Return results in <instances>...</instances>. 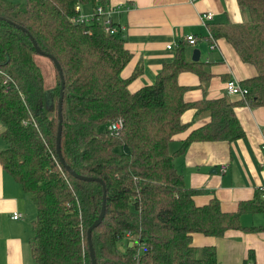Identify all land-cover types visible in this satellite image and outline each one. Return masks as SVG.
<instances>
[{
	"label": "trees",
	"instance_id": "1",
	"mask_svg": "<svg viewBox=\"0 0 264 264\" xmlns=\"http://www.w3.org/2000/svg\"><path fill=\"white\" fill-rule=\"evenodd\" d=\"M108 3L0 0V121L6 141L0 162L35 205L33 258L37 264H93L88 229L101 214L104 188L99 181L76 177V171L99 177L106 185V214L92 230L97 264H217L215 245L195 246L193 235L264 230L241 221L244 214H264V187L234 211L224 210L216 196L198 205L195 196L204 190L187 184L175 157L194 141L243 138L246 132L235 107L241 102L264 106V0H238L248 11L249 23L211 28L215 38H226L244 62L257 68L255 76L242 82L249 89L246 98L193 102L185 99L190 86L179 77L192 72L206 83L213 76L211 64L193 61L190 43L182 42L155 83L133 90L131 84L145 66L141 60L128 78L122 77L133 57L122 30L109 34L97 20L76 21L81 15L77 6L90 5L94 12ZM31 36L53 63L55 83L50 88ZM48 54L57 58L65 79L64 161L57 151L61 76ZM190 108L209 112L210 121L190 129L182 121ZM117 117L125 122L115 134L108 124ZM186 131L172 152L171 142ZM255 260L250 250L244 264Z\"/></svg>",
	"mask_w": 264,
	"mask_h": 264
},
{
	"label": "crops",
	"instance_id": "2",
	"mask_svg": "<svg viewBox=\"0 0 264 264\" xmlns=\"http://www.w3.org/2000/svg\"><path fill=\"white\" fill-rule=\"evenodd\" d=\"M110 5L116 8L113 22L123 29L126 48L133 55L122 77L128 78L141 60L145 66L143 75L131 84L133 90L155 83L163 65L174 60L178 45L187 42L190 34L197 37V42L190 44V58L193 49L199 48L200 60L211 64L213 76L205 83L195 73H182L180 82L190 86L185 94L187 101L224 96L241 101V96L228 93L226 82L235 78L242 83L258 73L253 64L242 60L226 38L213 41L209 36L212 27L249 23L248 11L238 0H109ZM82 8L83 14L93 12L92 6L85 8V12ZM208 11L213 12V19L203 24L201 14ZM169 44L173 48L169 49ZM235 111L246 132L243 138L194 141L184 154L175 157V165L184 174L187 184L204 190L195 196L198 205L216 196L224 210L234 211L240 201L251 199L257 188L264 187V106L251 107L241 102ZM210 118L209 112L190 108L183 114L182 121L194 129ZM4 129L0 121V151L6 146L1 136ZM189 131L175 136L170 148L174 143L179 144V148ZM223 165L227 166L225 171L221 168ZM15 211L23 216L13 219ZM35 217L32 198L0 162V264H37L30 246L31 223ZM241 221L244 226H264V214H244ZM193 245H215L217 264H244L250 250L256 256L254 264H264V230L233 229L220 237L195 233Z\"/></svg>",
	"mask_w": 264,
	"mask_h": 264
},
{
	"label": "built area",
	"instance_id": "3",
	"mask_svg": "<svg viewBox=\"0 0 264 264\" xmlns=\"http://www.w3.org/2000/svg\"><path fill=\"white\" fill-rule=\"evenodd\" d=\"M77 9L81 11V6H77ZM115 10L116 8H114L111 5L107 7L98 5L95 8L94 12H92V14L86 15V14L81 13L80 17L77 18L76 21H86V22L91 23L92 21L97 20L104 25V30L107 33L116 34L123 29L119 26H116L113 22L112 15L115 12ZM213 16L214 14L211 11L203 12L201 14V20L203 24H207L208 21L213 19ZM209 36L212 38L213 41H215V37L211 32H209ZM186 40L191 45H194L197 42V37L193 34H190L187 36ZM215 45L216 44H213V46ZM167 47L171 49L173 48V45L169 44ZM226 89L228 93L239 95L242 98H246V95L249 92V89L245 87L238 79H235V78H231L230 80L226 82ZM124 122L125 121L122 117H117L115 119H112L108 124V130L111 133L118 134L120 130L124 127ZM263 147H264V143H263ZM221 168L223 171H225L227 169V166L223 165ZM22 216H23V213L19 211H15L12 214L13 219H20Z\"/></svg>",
	"mask_w": 264,
	"mask_h": 264
},
{
	"label": "water",
	"instance_id": "4",
	"mask_svg": "<svg viewBox=\"0 0 264 264\" xmlns=\"http://www.w3.org/2000/svg\"><path fill=\"white\" fill-rule=\"evenodd\" d=\"M31 40L33 41V44L36 48V51L41 55H45V52L41 49V47L38 45L37 41L34 39L33 36H31ZM49 57H51V59L56 64V67L59 70V73L61 76V90H60V97H59V127H58V134H57V151H58V154L61 157L62 161H64V159L62 157V152H61V136H62V128H63V124H62V121H63V119H62V102H63V98H64L65 79L63 76V70L61 68V64L59 63L57 58L53 55H49ZM200 57H201L200 49L194 48L193 49V56H192L193 61H199ZM67 168L70 169L69 166ZM72 173H73V175H75L78 178H81L84 180H95V181H99L103 184L104 195H103L102 211H101V214L99 215V217L94 221V223L88 229V239H89L92 261H93V264H97V259H96L95 250H94L93 241H92V230L102 222V220L106 214V194H107L106 185H105L103 179H101L99 177L81 175V174L77 173L76 171H72ZM132 245H133V243H131V246Z\"/></svg>",
	"mask_w": 264,
	"mask_h": 264
},
{
	"label": "rangeland",
	"instance_id": "5",
	"mask_svg": "<svg viewBox=\"0 0 264 264\" xmlns=\"http://www.w3.org/2000/svg\"><path fill=\"white\" fill-rule=\"evenodd\" d=\"M24 1L25 0H15L14 2L16 3V2H24ZM5 2L12 3L13 1L12 0H5ZM82 6H83V8H82L83 11L85 8L90 7L89 5H82ZM37 61L40 64L43 75L45 77V86L47 88L52 87L55 83V69H54L52 61L44 55H38ZM175 145H176L175 143L171 145V151L172 152H174V150L176 148H178V146H179V144L177 146H175ZM119 245L121 248H124L122 243H119Z\"/></svg>",
	"mask_w": 264,
	"mask_h": 264
}]
</instances>
